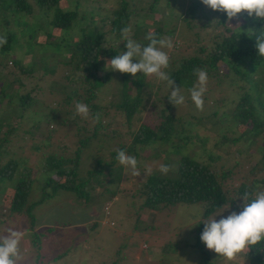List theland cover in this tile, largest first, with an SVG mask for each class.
Segmentation results:
<instances>
[{"label": "rangeland", "instance_id": "1", "mask_svg": "<svg viewBox=\"0 0 264 264\" xmlns=\"http://www.w3.org/2000/svg\"><path fill=\"white\" fill-rule=\"evenodd\" d=\"M28 1L33 3V0ZM124 1L131 10L127 27L131 28L132 39L147 45L146 35L152 31H156L159 38H171L173 47L162 49L169 56V66L164 69L167 73L171 61L194 55L200 45H204L200 39L192 43L195 32L201 30L199 26L187 25L182 18L192 0H155L152 7L147 0ZM119 2L120 0H58L59 7L65 10L73 9L77 14V19L68 30H52L48 25L49 16L42 19L41 16L46 15L45 12L37 10L35 6L30 14L13 18L9 14L7 16L11 23L7 28L15 33V40L11 43L7 55L3 54L1 62H5L6 66L4 69L0 65V71H4V81L15 78L22 86L15 89V86L8 82L11 86L5 88L0 100V138L5 139L0 145V164L11 158L19 161L21 166L28 167L32 182L27 204L35 203L40 198V187L47 173L40 167L41 163L45 164L49 155L56 154V158L73 157L78 141L88 137L87 147L81 151L78 162L79 176L88 169H96V160L106 163V171L112 153L116 152L120 145L131 143L132 134L140 125L141 118L151 113L152 108L149 107L137 109L127 121L123 112L115 106H108L110 103H116L122 93L120 82L113 79L115 71L106 65L116 54L126 51V48L117 49L116 53L112 51L117 47V43H125L121 41L120 36H104L103 48L110 46L112 50L109 51L108 57L102 56L105 61L101 65L106 74L101 76V86L91 89L87 81L82 80L84 72L79 69L74 75L76 81L64 78L70 73L72 66H68L63 59L67 57V45L78 37V29L83 27L84 31H87L101 23V29L106 28L107 21L104 23L101 20L119 8ZM200 5L203 11H210L207 6L202 3ZM89 10H97V14L91 18H80L82 11ZM14 18L26 24H16ZM193 22L198 24L199 20L194 18ZM225 24L230 27L228 20ZM136 27L138 29H135ZM133 30L140 35L132 36ZM7 32L0 27L1 35L6 36ZM10 59L18 60L17 65L13 66ZM44 66L52 69L44 70ZM12 69L14 73H9ZM27 69H32V74L28 75L25 72ZM217 70L218 74L225 72L223 66ZM107 72H110L111 79L106 78ZM211 78L216 79L214 76ZM144 79H147L149 84L147 92H157L161 96L170 95L166 81H160L154 75L144 76ZM221 80L222 78L216 81L208 79L202 110L196 108L190 91L184 88H180V91L185 97V102L175 106L170 104V112L184 118H189L192 114L200 119L199 122L192 123L195 133H190L197 139L206 137L204 147L194 140H188L189 143L182 147L180 144L184 142L176 135H172L166 144L156 143L146 148L136 145V154L132 151L126 153L137 159L139 175H134L130 168L121 165L115 158V172L100 176L104 178L106 186L113 194L93 197L91 191L86 203H80L68 192L58 191L52 197L35 204L31 209L32 217L27 218L23 212L11 213L7 210L6 203L17 175L12 176L10 180L0 178V237L12 232L20 234L16 264H249L243 257V251L229 261L207 249L202 241L200 247L204 251L201 252L199 246H194L197 235H201L204 227L203 223L198 224L201 219L224 211L229 207L228 204L221 205L204 217V203H178L158 210L143 206V196H138L147 175L153 172L161 173V165L171 157V160L179 157L173 153L189 155L208 163L216 174L231 168L227 179L229 190L233 184L239 183L247 167L260 160L261 152L258 149L264 148V130L260 135L253 137L252 142L240 139L224 145L226 148L219 146L218 141L222 135L231 138L240 132L238 127L234 132H228L230 128L234 129V126L229 121L221 122V119L227 118L234 87L223 86ZM223 80H227V77ZM131 86L130 93L133 94V85ZM88 89L93 94L90 103L98 105L95 111L100 114L99 121L90 114L86 118L81 115L76 117L75 99L79 95V102H82L81 99L89 94ZM8 92L21 96L28 93L34 104L21 110L15 105L16 96L11 100ZM67 98L70 99L67 101ZM159 102L156 104V110L166 106L164 99L163 103ZM213 111L216 115L212 118L210 113ZM208 116L211 117L206 120L205 117ZM213 120L214 123H211ZM8 124L15 126L12 131H9ZM170 141L174 144L180 143L173 146L174 152H170L171 145H174ZM226 149L228 154L225 153ZM208 156H211L212 160L208 159ZM235 162L238 166L233 168ZM260 166L261 163L257 165ZM170 174L173 173L168 171V175ZM261 175L262 171L258 170L248 176V180L259 179ZM113 176L118 180L109 181V177ZM77 181L84 182L86 187L90 184L86 180ZM257 185L259 184H253L252 191L256 190ZM228 195L230 196L231 192ZM235 203L240 202L236 199ZM232 211L239 212L229 207L222 215L226 217ZM216 219H220V216ZM261 255L264 258V250Z\"/></svg>", "mask_w": 264, "mask_h": 264}, {"label": "trees", "instance_id": "2", "mask_svg": "<svg viewBox=\"0 0 264 264\" xmlns=\"http://www.w3.org/2000/svg\"><path fill=\"white\" fill-rule=\"evenodd\" d=\"M147 2L152 7L155 0H147ZM200 4V0H192L185 11L186 15L182 16V18L187 25L199 26L201 30L195 32L192 43L200 39L203 40L204 45L201 44L202 46L200 45L194 55L171 61L168 74L174 80L175 85L184 88V90H189L196 83L197 77L193 72L196 68L205 69L208 79L216 81V79L222 78L220 82L223 86L234 85L232 89L233 95L229 100L231 105L228 114L226 113L227 118L221 119V122L225 121V123H228L226 121H229L234 126V129L230 128L228 132H234L236 127L239 128L240 132L237 136L231 138H226L225 135H222L218 141L219 146L228 145L240 139L252 142L253 137L260 135L264 130V55L257 52L255 46L259 30H264L262 29L264 28V21L250 18L246 12H242L229 20L226 13L211 9L210 11H203ZM33 6L37 10L45 12L46 15L41 16L42 19H46L49 16L48 25L52 30H68L77 19L76 12L73 9H62L58 6V0H33V3H30L28 0H0V27L8 31L6 33L7 43L0 47V65L4 69L6 63L1 62L3 54L7 55L11 49V43L15 40V33L7 28L11 24L7 16L9 14L13 18V16L30 14ZM95 14H97V10L82 11L80 18H91ZM130 15L131 10L127 7L124 0H120L119 8L111 11L109 17L105 16L102 18L101 22L105 23L107 21L106 28L101 29L103 26L101 22L97 27L93 26L87 31H84V28L80 27L78 29V37L67 45L68 53L63 61L72 67L70 66V73L65 75L64 78L76 81L74 75L77 73L76 70L79 69L84 72L82 80L87 81L91 89L101 86L103 84L101 76L106 74L101 65L105 61L102 60V56L108 57L109 51L112 50L110 46L103 48L104 36H120L121 29L128 25ZM194 18L199 20V25L193 22ZM13 20L16 24H26V22H22L17 18ZM226 20L230 22V27L225 24ZM135 29H138V27ZM252 31L253 35H251ZM151 33H155L156 37L159 38L156 31H152ZM46 34L49 35L48 33ZM138 35L140 34L135 33V30L132 31V36ZM145 42L149 43L147 39H145ZM117 49L124 50L125 43H117V47L112 50L113 53H116ZM10 63L16 66L18 60L10 59ZM220 66L224 67L225 72L223 74H218L217 69ZM42 69L51 70L52 68L44 66ZM3 72L0 71V100L5 93V88L7 89L11 86L8 82H11L15 86V89L22 86V83L15 78L4 81ZM25 72L30 75L32 74V69H27ZM9 73H14V70H10ZM113 76V79L120 82L122 93L116 103H110L108 106H115L116 109L123 112L127 121L132 118L137 109L152 108L151 113L141 118L140 125L132 134L131 143L120 145L118 150L132 151L136 154L137 152L134 150L136 145L146 148L156 143L166 144L172 135L179 136L178 139L180 138L184 143L180 144L178 142L174 144L170 141L171 144H174L171 145L170 152H174L173 146L180 144L183 147V145L189 143L188 140H194L201 147H204L207 140L206 137H199L197 139L195 135H191V133H195V130L191 126L192 123H197L200 119L195 118L192 114L188 116L189 118H184L179 114L170 112L171 103L168 100V95L161 96L157 92H147L149 84L147 79H144L145 75L137 73L133 77L128 73L115 71L113 72ZM213 76L216 79L211 78ZM226 77L227 80H223ZM106 78L111 79L110 72H107ZM238 82L240 83L238 84ZM131 85H133V94L130 93L132 89ZM8 94L11 100L16 96L15 105L20 107L21 110H25L34 104L33 98L29 97L28 93L23 96L15 95L13 92H8ZM78 98L81 97L78 95L75 99L76 102L80 101ZM92 98L93 94L89 91V94L81 100L89 106V114L95 117L97 114L95 110L98 108V105L97 103H90ZM69 99L67 98V101ZM163 99L166 106L163 105L164 108L161 107L156 110V104H159V101L163 103ZM210 114L213 118L216 112L213 111ZM211 116L205 117V119L208 120L207 118ZM211 123H214V120ZM14 127V125L8 124L9 131H12ZM91 136H93V133ZM3 140L5 139L0 138V145ZM87 141L88 137L78 141L73 157L61 158V156H57L56 158V154H51L46 159L45 164L41 163L40 168L48 174H45L40 187V198L35 203L27 204L29 187L32 182L28 167L25 165L21 166L19 161L11 158L7 159L5 163L0 164V178L10 180L12 176L17 175L9 201L6 203L7 210L11 213L23 212L27 218L32 217V207L42 202L45 198L52 197L58 191L68 192L80 203H86L91 191L93 192V197L113 194L106 186V182L102 177L104 174L110 175L115 172V165L113 166V163L117 157V151L112 153L113 155L111 161L108 162L106 171H104L106 163H103L102 160H96L98 166L96 169H88L82 172V176H79L78 162L81 151L87 147ZM224 147L226 148V146ZM258 150H260L261 154L260 160L256 162L261 163V166L257 167L259 163L255 162L254 165L247 167L239 183L231 186V191L227 189V179L230 176L231 168L216 174L209 167L208 163L194 159L189 155L173 153V155H178L179 157L172 160L171 157L164 164L169 166V171L173 174L168 175V172L166 174L150 173L143 180L138 196L139 198L143 196V206L158 210L178 203H204L202 211V216L204 217L223 204H228L234 210L241 211L243 201L240 197L246 191L252 192L254 183H258L261 188H264V148L260 149L259 147ZM225 153L228 154L229 151L226 149ZM208 159H211V156H208ZM237 166L238 163L235 162L232 167L235 168ZM258 170L262 171L261 177L259 179L252 178L249 181L248 176L255 174ZM77 180H86L90 184L86 187L84 182H78ZM108 180L113 182L117 181L118 178L113 176L109 177ZM47 188L49 189L48 192L46 191ZM229 192H231L230 196L228 195ZM236 199L240 203H235ZM200 228L201 226H199V230ZM196 239L194 246L200 247V233ZM201 250L203 249L200 247L199 251ZM263 250L264 241L246 248L243 251V257L249 264H264V258L261 255Z\"/></svg>", "mask_w": 264, "mask_h": 264}, {"label": "clouds", "instance_id": "3", "mask_svg": "<svg viewBox=\"0 0 264 264\" xmlns=\"http://www.w3.org/2000/svg\"><path fill=\"white\" fill-rule=\"evenodd\" d=\"M200 2L213 11L226 13L229 20L246 12L248 17L264 21V0H200ZM120 39L125 42L126 51L116 54L106 62L110 70L128 73L133 77L138 72L145 76L154 75L158 80L167 82L170 88L169 102L174 106L182 105L185 97L181 94L180 87H177L174 80L164 71L169 66V56L162 49L173 47L171 38H157L155 33H149L146 36L149 43L142 45L131 38L130 27H123L120 31ZM6 43V36L0 35V47ZM255 46L257 52L264 55V30H259ZM193 72L197 77V83L189 89L190 96L196 108L202 110L208 74L201 68H196ZM75 109L76 114L85 118L90 112L89 106L82 102H77ZM99 117L100 114L97 113L95 119L99 121ZM116 158L121 165L130 168L134 175H139L138 161L134 156L128 155L125 150H117ZM159 170L166 174L169 167L161 165ZM240 198L243 201L241 211H232L225 217L222 213L228 207L222 212L201 219L198 223L204 225L200 240L206 248L229 261L235 259L237 254L246 248L264 241V189L257 185L255 191H246ZM217 216H220V219L217 220ZM19 241L20 234L16 232L0 237V264H16Z\"/></svg>", "mask_w": 264, "mask_h": 264}]
</instances>
